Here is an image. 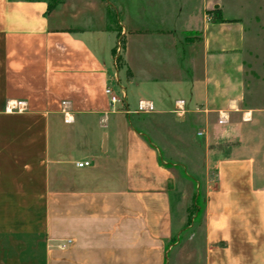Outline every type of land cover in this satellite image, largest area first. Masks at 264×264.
Masks as SVG:
<instances>
[{
  "label": "crops",
  "instance_id": "1",
  "mask_svg": "<svg viewBox=\"0 0 264 264\" xmlns=\"http://www.w3.org/2000/svg\"><path fill=\"white\" fill-rule=\"evenodd\" d=\"M215 4L0 0V264H169L186 196L157 146L168 121L213 161L202 264H264V172L249 125L230 120L239 91L218 70L229 54L219 33L236 22L224 9V22L208 20ZM113 13L126 104L111 108ZM139 101L154 111L125 113Z\"/></svg>",
  "mask_w": 264,
  "mask_h": 264
},
{
  "label": "rangeland",
  "instance_id": "2",
  "mask_svg": "<svg viewBox=\"0 0 264 264\" xmlns=\"http://www.w3.org/2000/svg\"><path fill=\"white\" fill-rule=\"evenodd\" d=\"M221 9L225 11L224 16L236 22L230 30L219 33V38L228 40L229 54L219 56L218 70L231 75L235 94L239 91V102L231 111L230 120L249 125L248 132L255 137L253 150L260 156L259 163L264 172V0H216L206 18L209 20L210 15L213 19H222ZM112 16L115 41L119 36L123 58L126 31L119 25V15L113 13ZM196 34L187 33L186 40L195 41ZM113 90L120 96L117 88ZM245 110H251L252 115H244ZM164 130L167 136L161 145L157 144L161 147V160L175 169L179 191L183 190L186 196V222L177 238L171 241L173 249L169 264H202L205 246L203 205L206 188L214 179L213 161L206 160L207 147L196 140L195 131L187 132L183 140L178 141L181 133L169 121ZM262 180L264 182V174Z\"/></svg>",
  "mask_w": 264,
  "mask_h": 264
},
{
  "label": "built area",
  "instance_id": "3",
  "mask_svg": "<svg viewBox=\"0 0 264 264\" xmlns=\"http://www.w3.org/2000/svg\"><path fill=\"white\" fill-rule=\"evenodd\" d=\"M118 40L115 41L114 48H113V68L116 72L114 76V84L113 85H107L104 94L107 96L109 105L111 108H114L116 105L124 106L126 104V94L124 92V89L121 87L119 79H118V69L120 67L121 63V58H122V53L123 49L121 47V40L120 37L118 36ZM114 88H117L119 90V95L117 96L114 93ZM126 114H147V113H152L154 111V107L152 104L144 102V101H139L136 109L133 111H130L127 107L124 109ZM219 123H222L221 120H219ZM198 136L201 135V133H197ZM76 166L78 168H85L89 166L88 161H82V162H77ZM63 247V246H61Z\"/></svg>",
  "mask_w": 264,
  "mask_h": 264
},
{
  "label": "water",
  "instance_id": "4",
  "mask_svg": "<svg viewBox=\"0 0 264 264\" xmlns=\"http://www.w3.org/2000/svg\"><path fill=\"white\" fill-rule=\"evenodd\" d=\"M104 147H105V137H103V146H102V148L104 149Z\"/></svg>",
  "mask_w": 264,
  "mask_h": 264
},
{
  "label": "trees",
  "instance_id": "5",
  "mask_svg": "<svg viewBox=\"0 0 264 264\" xmlns=\"http://www.w3.org/2000/svg\"><path fill=\"white\" fill-rule=\"evenodd\" d=\"M49 9H50V6H49ZM218 20L220 21V22H224L222 19H220V18H218Z\"/></svg>",
  "mask_w": 264,
  "mask_h": 264
}]
</instances>
